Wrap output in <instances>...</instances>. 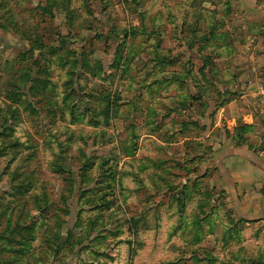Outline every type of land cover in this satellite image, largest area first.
Here are the masks:
<instances>
[{
	"label": "rangeland",
	"instance_id": "374dc122",
	"mask_svg": "<svg viewBox=\"0 0 264 264\" xmlns=\"http://www.w3.org/2000/svg\"><path fill=\"white\" fill-rule=\"evenodd\" d=\"M236 2L0 0V264H264L207 171L219 108L264 104Z\"/></svg>",
	"mask_w": 264,
	"mask_h": 264
},
{
	"label": "crops",
	"instance_id": "0c3cea01",
	"mask_svg": "<svg viewBox=\"0 0 264 264\" xmlns=\"http://www.w3.org/2000/svg\"><path fill=\"white\" fill-rule=\"evenodd\" d=\"M236 3L248 18L260 17L264 6V0H237ZM250 88L239 102L233 101L219 108L218 118L210 131L225 124L226 129L221 127L216 136L210 135L211 132L207 135L212 146L207 171L212 175L214 184L224 192L226 202L238 219L264 222V104L253 110L248 103V106L242 103L244 99L247 102L256 100L258 92L255 85ZM239 118L246 123L243 125H253L254 144L247 140L253 134H244L241 141L235 135Z\"/></svg>",
	"mask_w": 264,
	"mask_h": 264
},
{
	"label": "trees",
	"instance_id": "16d2710c",
	"mask_svg": "<svg viewBox=\"0 0 264 264\" xmlns=\"http://www.w3.org/2000/svg\"><path fill=\"white\" fill-rule=\"evenodd\" d=\"M245 126V125H244ZM237 128V127H236ZM236 128H235V131H236ZM245 128H246V126H245ZM237 130H239V128L237 129ZM235 133V135L238 137V140L239 141H241V140H243V136L241 137V136H238L237 134H236V132H234ZM245 133V132H244Z\"/></svg>",
	"mask_w": 264,
	"mask_h": 264
},
{
	"label": "built area",
	"instance_id": "2783aa9c",
	"mask_svg": "<svg viewBox=\"0 0 264 264\" xmlns=\"http://www.w3.org/2000/svg\"><path fill=\"white\" fill-rule=\"evenodd\" d=\"M260 91L264 95V89L260 88Z\"/></svg>",
	"mask_w": 264,
	"mask_h": 264
}]
</instances>
